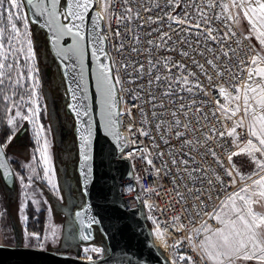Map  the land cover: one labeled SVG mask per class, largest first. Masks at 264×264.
Returning <instances> with one entry per match:
<instances>
[{"label":"snow or ice","instance_id":"6c2138e0","mask_svg":"<svg viewBox=\"0 0 264 264\" xmlns=\"http://www.w3.org/2000/svg\"><path fill=\"white\" fill-rule=\"evenodd\" d=\"M27 4L36 16L46 18L54 47L61 37L73 38L67 48L57 47V54L79 59L81 81L82 30L91 13L92 56L107 134L122 153L132 147L126 158L139 155L160 189L165 178L172 185L165 190L172 197L169 206L181 209L172 218L174 230L189 232L173 247L187 242L204 264H264V0H65L62 11L61 0ZM23 8L24 0H0V103L6 105L12 129L0 143V169L6 172L2 158L17 118L37 125L42 99L36 45ZM106 43L112 52L105 50ZM118 126H125L132 138ZM45 131L42 125L36 130L42 178L59 195L49 141L43 136L41 142ZM138 136L147 137L150 146H139ZM92 138L89 125L80 134L85 186L92 174ZM240 156L253 165L250 173L234 162ZM31 171L38 175L35 168ZM230 187L236 190L221 199L219 193ZM28 200L39 212L40 201L28 193L19 211L24 212ZM27 220L23 215L27 243L17 247L51 254L60 239L58 229L49 224L43 234L28 232ZM91 222L99 223L94 218ZM157 234L163 235L158 225ZM79 238L92 237L81 232ZM84 251L100 254L103 249ZM87 259L92 261L91 256ZM171 264H197V259L180 254Z\"/></svg>","mask_w":264,"mask_h":264},{"label":"water","instance_id":"95a60500","mask_svg":"<svg viewBox=\"0 0 264 264\" xmlns=\"http://www.w3.org/2000/svg\"><path fill=\"white\" fill-rule=\"evenodd\" d=\"M65 0H61V11ZM29 21L40 28L47 37L53 58L59 68L67 94L66 109L74 122V134L77 148L76 171L79 178L83 205L74 214L78 240L81 245H87L95 240L96 234L103 238L108 252L97 259L84 260L80 258L81 248L77 256L65 252L40 253L12 245H4L0 249V264H170L155 249L151 239L149 227L142 217L137 191L134 183H128L131 178L130 163L126 158H119L120 145L107 134L105 128V110L101 104V97L96 82V61L92 56L91 13L83 28L84 49L83 81H81V65L79 59L68 54V59L57 54V47L67 48L74 43L71 36L61 37L57 47L50 42L53 33L46 26V18L36 16L35 9L24 0ZM61 22L63 18L61 17ZM103 63H109L101 56ZM73 92L76 99L73 100ZM118 98V97H117ZM70 105H76L77 115ZM84 113H87L86 115ZM93 129L92 168L90 183L84 185L80 164V134H86L88 126ZM119 130V127H118ZM1 143V140H0ZM8 165V171L0 169V175L7 187L14 182V172L5 153L2 158ZM11 173L5 179L4 177ZM79 212L81 215L76 216ZM99 223H92V219ZM83 221V227H81ZM91 223V227L88 225ZM91 234V239L82 240L80 233Z\"/></svg>","mask_w":264,"mask_h":264},{"label":"rangeland","instance_id":"374dc122","mask_svg":"<svg viewBox=\"0 0 264 264\" xmlns=\"http://www.w3.org/2000/svg\"><path fill=\"white\" fill-rule=\"evenodd\" d=\"M23 12L27 15L25 6ZM30 29L36 45L37 66L41 82L39 91L42 99L37 125L34 126L28 120L17 118V130L11 143L5 149L7 158L12 164L14 182L11 187H7L0 175V244L17 246L22 242L27 243L24 240L25 224L22 216L27 215L28 217L29 213L35 211L36 205L28 200L24 212L21 213L19 209L25 202V193H28L32 199L40 201V209H46V224L43 233L49 224L58 229L60 239L51 246L52 251L57 252L56 249H58V252L77 256L81 248L84 252L83 257L91 256L92 259H97L108 252L103 238L97 233L92 243L81 245L75 225L74 214L76 209L83 205L84 198L76 171V141L68 135L74 130V122L65 108L67 94L64 82L50 51L47 38L44 36L45 33L40 28L31 25ZM57 92L62 94L59 98L61 102L55 101L58 98ZM49 94L54 95V98H50ZM0 115L2 131H8L9 135H12V129L7 125L10 114L6 112V105L3 103H0ZM41 125L46 130L42 134L41 142L43 136H46L49 141L51 166L55 172L52 180L59 189V195L53 191L47 179L42 178L44 165L37 151L40 144L37 143L36 137V130ZM6 140L7 138L4 142ZM234 162L244 174L250 173L253 169V165L244 156L237 157ZM31 168H35L38 175H34ZM21 177H23V183ZM29 177H32L31 181ZM25 185L29 186L26 188ZM49 209H51L50 213ZM91 247H99L103 251L100 254L84 251L85 248Z\"/></svg>","mask_w":264,"mask_h":264},{"label":"built area","instance_id":"2783aa9c","mask_svg":"<svg viewBox=\"0 0 264 264\" xmlns=\"http://www.w3.org/2000/svg\"><path fill=\"white\" fill-rule=\"evenodd\" d=\"M105 50L112 52L111 47L107 43L105 44ZM112 54L113 56L116 55L114 52ZM127 123L128 121L125 118V125ZM136 126L139 127L140 125L137 124ZM118 127L119 131L124 136H128L129 139L132 138L127 132L125 126ZM137 138L141 142L139 146H150V141L147 137L138 136ZM131 150L132 147H126L123 153L121 151L119 152L118 157L126 158L127 152ZM127 160L129 161L131 167V178L128 183H134L136 187L139 208L142 217L149 224V232L154 245H156L159 250L164 253L167 261L170 264L171 261L180 254L192 255L197 259V264H204L203 261H200L198 257H196V254L192 251L187 242L181 245L179 248L173 247L177 240L183 239L185 236L189 235V232L185 231L183 233H179L174 230L172 218L174 215H177L181 211V209L179 208V206H177L175 208V211H173L172 207L169 206L172 197L165 190H170L172 188V185L168 183L167 178H165L163 181H159V183H162L164 186L163 189H160L157 186V179L155 175L152 174L150 166L146 165V163L139 158V155H137L135 159ZM140 177H142V179H138ZM150 188H156L157 191H147V189ZM231 189L232 187L228 188L225 191H221L219 193L220 198L223 199L226 194L230 193ZM157 192L159 194H157ZM148 205H152V207L150 208L148 207ZM184 223H187V221L185 220ZM209 223L213 222L209 221ZM157 225L159 226L160 233L163 234L162 236L157 234ZM83 254L84 252H82L81 249L80 258L83 257Z\"/></svg>","mask_w":264,"mask_h":264},{"label":"trees","instance_id":"16d2710c","mask_svg":"<svg viewBox=\"0 0 264 264\" xmlns=\"http://www.w3.org/2000/svg\"><path fill=\"white\" fill-rule=\"evenodd\" d=\"M25 10H26V7H25ZM26 13H27V11H26ZM30 25L33 27H37L35 24H33L31 22H30ZM44 36H46V34H44ZM56 94H57L58 98H57V100L55 99V101L61 102V100L59 98L62 97V94H60L58 92ZM49 95H50V98H54L53 97L54 95H51V94H49ZM66 105H67V102L65 103V108H66ZM8 135H9L8 131H6V132L2 131V125L0 123V140H1V143L4 142V140L8 137ZM68 135H71L72 139L75 140L74 130L72 132L68 133ZM78 181H79V178H78ZM45 224H46V209L42 208V209H40L39 212L34 211L32 213H29L27 225H26L28 232H37V233L42 234L44 231V228H45ZM147 226L149 227L148 223H147Z\"/></svg>","mask_w":264,"mask_h":264},{"label":"bare ground","instance_id":"6f19581e","mask_svg":"<svg viewBox=\"0 0 264 264\" xmlns=\"http://www.w3.org/2000/svg\"><path fill=\"white\" fill-rule=\"evenodd\" d=\"M154 247H155L156 251H157V252H158L163 258L166 259L164 253H163L161 250H159V248H158L156 245H155ZM82 258H83V257H82ZM83 259L88 260L87 258H83Z\"/></svg>","mask_w":264,"mask_h":264},{"label":"crops","instance_id":"0c3cea01","mask_svg":"<svg viewBox=\"0 0 264 264\" xmlns=\"http://www.w3.org/2000/svg\"><path fill=\"white\" fill-rule=\"evenodd\" d=\"M236 158H237V157L234 158V161H235ZM235 190H236V189L232 187V189H231L230 192L235 191Z\"/></svg>","mask_w":264,"mask_h":264},{"label":"flooded vegetation","instance_id":"af4514ba","mask_svg":"<svg viewBox=\"0 0 264 264\" xmlns=\"http://www.w3.org/2000/svg\"><path fill=\"white\" fill-rule=\"evenodd\" d=\"M10 162V161H9ZM10 164H11V162H10ZM11 166H12V164H11ZM13 169V168H12Z\"/></svg>","mask_w":264,"mask_h":264}]
</instances>
